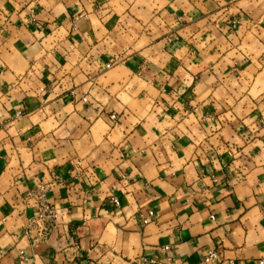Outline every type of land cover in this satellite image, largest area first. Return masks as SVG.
<instances>
[{"label": "crops", "instance_id": "0c3cea01", "mask_svg": "<svg viewBox=\"0 0 264 264\" xmlns=\"http://www.w3.org/2000/svg\"><path fill=\"white\" fill-rule=\"evenodd\" d=\"M209 250L264 260V0H0V264Z\"/></svg>", "mask_w": 264, "mask_h": 264}, {"label": "built area", "instance_id": "2783aa9c", "mask_svg": "<svg viewBox=\"0 0 264 264\" xmlns=\"http://www.w3.org/2000/svg\"><path fill=\"white\" fill-rule=\"evenodd\" d=\"M78 18L79 17H76L75 21H77ZM112 119H116V116L112 115ZM28 194L37 199L38 207H39L38 219L44 226V228L42 229V233H44L47 230L45 224H51L53 222H56L59 216L63 213V211L49 202V200L47 199L44 193V188L42 187L37 188L36 190H32ZM114 203L118 206L119 200L117 198H114ZM140 217L142 223L146 225L155 221L156 214L153 210H147V212L141 213ZM218 259H219L218 252L216 250H209L204 255V257L199 262V264H218ZM145 262H148L150 264H176L175 262H173V259L171 258H168L166 261H156L154 259L147 261L145 259ZM228 264H235V263L232 260H230ZM259 264H264V260H261Z\"/></svg>", "mask_w": 264, "mask_h": 264}]
</instances>
